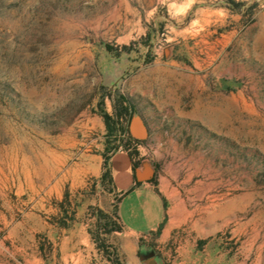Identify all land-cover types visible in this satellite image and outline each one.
Segmentation results:
<instances>
[{
  "label": "rangeland",
  "instance_id": "rangeland-1",
  "mask_svg": "<svg viewBox=\"0 0 264 264\" xmlns=\"http://www.w3.org/2000/svg\"><path fill=\"white\" fill-rule=\"evenodd\" d=\"M118 153L161 200L154 232L121 221ZM131 250L264 264V0H0V264Z\"/></svg>",
  "mask_w": 264,
  "mask_h": 264
},
{
  "label": "crops",
  "instance_id": "crops-1",
  "mask_svg": "<svg viewBox=\"0 0 264 264\" xmlns=\"http://www.w3.org/2000/svg\"><path fill=\"white\" fill-rule=\"evenodd\" d=\"M111 170L117 191L123 193L119 215L127 230L131 234L154 232L161 224L164 216L162 203L155 193V188L149 182L139 178L138 171L133 170L131 158L126 153H118L111 159ZM141 172L142 174L145 173L143 168ZM136 182L141 185L135 187ZM156 207L160 208V212ZM156 211L160 213V218L155 225L153 218L158 214ZM132 222L153 224H149L146 228H135L127 225ZM128 255L129 264H138L137 250H131Z\"/></svg>",
  "mask_w": 264,
  "mask_h": 264
},
{
  "label": "trees",
  "instance_id": "trees-1",
  "mask_svg": "<svg viewBox=\"0 0 264 264\" xmlns=\"http://www.w3.org/2000/svg\"><path fill=\"white\" fill-rule=\"evenodd\" d=\"M118 107H123V110H125V112L129 113L130 115L134 112V107L131 105V103L125 97H122V99L120 101V105ZM115 108H116V106H115ZM115 116H116V118H113L109 115L105 117L106 125H107L109 132H114V127L112 126V122H114L115 127L117 126L120 129L123 128L122 127L123 125L121 124V120L123 118L122 117L123 113L118 112V110L115 109ZM131 157L133 158V155H131ZM107 167H108V160H106V162H105V168L107 169ZM133 170L136 171V165L135 164H133ZM109 175L110 174L107 171L105 173V177H109ZM140 185H141L140 183L136 182L135 187H138ZM122 229H123V226L120 225V227L118 228V231H122Z\"/></svg>",
  "mask_w": 264,
  "mask_h": 264
},
{
  "label": "water",
  "instance_id": "water-1",
  "mask_svg": "<svg viewBox=\"0 0 264 264\" xmlns=\"http://www.w3.org/2000/svg\"><path fill=\"white\" fill-rule=\"evenodd\" d=\"M131 130H132V134L134 137H137V138H146L147 137L146 129L144 128V126L140 122H138L136 125L132 126ZM141 264H161V263L155 257H147L141 261Z\"/></svg>",
  "mask_w": 264,
  "mask_h": 264
},
{
  "label": "bare ground",
  "instance_id": "bare-ground-1",
  "mask_svg": "<svg viewBox=\"0 0 264 264\" xmlns=\"http://www.w3.org/2000/svg\"><path fill=\"white\" fill-rule=\"evenodd\" d=\"M139 127V126H138Z\"/></svg>",
  "mask_w": 264,
  "mask_h": 264
}]
</instances>
